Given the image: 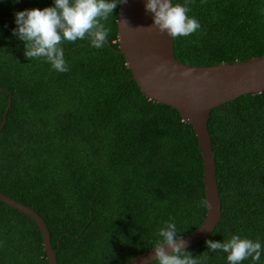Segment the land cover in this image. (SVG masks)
Here are the masks:
<instances>
[{
  "label": "trees",
  "instance_id": "1",
  "mask_svg": "<svg viewBox=\"0 0 264 264\" xmlns=\"http://www.w3.org/2000/svg\"><path fill=\"white\" fill-rule=\"evenodd\" d=\"M185 4V0H172ZM54 0H0V192L46 222L58 264L126 262L153 249L166 222L182 237L206 218L204 163L193 127L150 99L119 50L118 11L106 44L62 41L69 71L25 58L15 13ZM200 27L174 39L191 66L264 56V0H188ZM222 215L207 237L259 241L264 264V92L211 111L208 121ZM205 240L187 248L198 264H229ZM0 264H49L29 216L0 201Z\"/></svg>",
  "mask_w": 264,
  "mask_h": 264
},
{
  "label": "water",
  "instance_id": "2",
  "mask_svg": "<svg viewBox=\"0 0 264 264\" xmlns=\"http://www.w3.org/2000/svg\"><path fill=\"white\" fill-rule=\"evenodd\" d=\"M147 0H126L118 11L120 53L134 80L150 99L179 111L196 132L204 163L206 218L195 231L183 237L186 249L209 237L221 220L222 204L217 183V166L208 129L211 111L246 94L264 92V56L239 63L191 66L179 61L174 53V39L161 33L145 10ZM4 113L0 131L6 124ZM0 201L31 217L43 235L49 264H58L50 232L44 219L31 207L0 192ZM152 249L126 262L106 264H150Z\"/></svg>",
  "mask_w": 264,
  "mask_h": 264
},
{
  "label": "clouds",
  "instance_id": "3",
  "mask_svg": "<svg viewBox=\"0 0 264 264\" xmlns=\"http://www.w3.org/2000/svg\"><path fill=\"white\" fill-rule=\"evenodd\" d=\"M124 2L126 0H54L52 7L16 12L17 27L13 35L24 42L26 59L46 58L54 70L66 73L70 69L60 47L62 41L75 42L87 35L92 47L102 48L110 29L101 21H107L114 9ZM145 10L152 14L153 24L149 28L166 33L172 39L189 36L200 27L195 18L187 15L188 0L184 5H174L172 0H147ZM157 236L150 264H198L186 250V241L178 234L174 222H166ZM205 244L208 251L226 253L229 264H241L249 257L253 261L261 259L259 241L232 236L224 242L207 239Z\"/></svg>",
  "mask_w": 264,
  "mask_h": 264
}]
</instances>
